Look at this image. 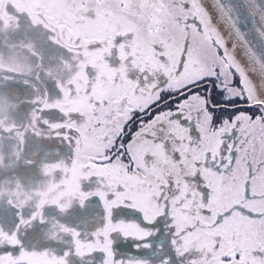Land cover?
Listing matches in <instances>:
<instances>
[{"label": "snow or ice", "instance_id": "snow-or-ice-1", "mask_svg": "<svg viewBox=\"0 0 264 264\" xmlns=\"http://www.w3.org/2000/svg\"><path fill=\"white\" fill-rule=\"evenodd\" d=\"M0 264H264V0H0Z\"/></svg>", "mask_w": 264, "mask_h": 264}, {"label": "flooded vegetation", "instance_id": "flooded-vegetation-1", "mask_svg": "<svg viewBox=\"0 0 264 264\" xmlns=\"http://www.w3.org/2000/svg\"><path fill=\"white\" fill-rule=\"evenodd\" d=\"M165 100H167V97H164ZM160 110H163V109H160ZM155 114V112H153V115ZM147 118H150V117H147ZM133 131H135V128H133Z\"/></svg>", "mask_w": 264, "mask_h": 264}]
</instances>
